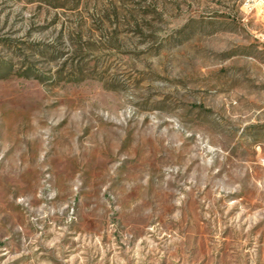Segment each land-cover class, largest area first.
Masks as SVG:
<instances>
[{
  "label": "rangeland",
  "instance_id": "rangeland-1",
  "mask_svg": "<svg viewBox=\"0 0 264 264\" xmlns=\"http://www.w3.org/2000/svg\"><path fill=\"white\" fill-rule=\"evenodd\" d=\"M264 0H0V264H264Z\"/></svg>",
  "mask_w": 264,
  "mask_h": 264
},
{
  "label": "built area",
  "instance_id": "built-area-1",
  "mask_svg": "<svg viewBox=\"0 0 264 264\" xmlns=\"http://www.w3.org/2000/svg\"><path fill=\"white\" fill-rule=\"evenodd\" d=\"M260 37L262 38V41H264V34H261Z\"/></svg>",
  "mask_w": 264,
  "mask_h": 264
}]
</instances>
